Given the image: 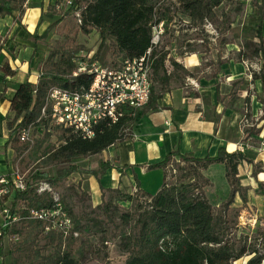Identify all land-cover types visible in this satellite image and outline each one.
Here are the masks:
<instances>
[{
	"label": "trees",
	"instance_id": "trees-1",
	"mask_svg": "<svg viewBox=\"0 0 264 264\" xmlns=\"http://www.w3.org/2000/svg\"><path fill=\"white\" fill-rule=\"evenodd\" d=\"M21 1L0 0V16L8 15L19 21L14 14V5ZM70 1V5L65 4V0L49 3L42 15V19L46 17L50 21L49 25L40 34H28L34 43L33 56L39 76L34 83L28 80L19 83L10 100L12 115L7 121L9 133L4 148H10L14 153L12 164L22 175L24 189H16L9 183L7 193L0 197V210L7 206L18 216L17 221L2 230L0 255H9V264H81L87 255L95 257L98 254V245L112 240L125 254L124 264H234L246 256L249 258L245 264H261L264 260V226L254 228L252 236L243 232L245 227L238 223V210L231 205L236 194L240 196L242 206L247 202V187L241 185L238 176L239 163L246 160L250 175L255 179L262 165L239 150L227 152L221 147L214 156L197 158L191 153L180 152L176 142L160 161L148 166L162 170V184L156 193L140 189L135 176L134 191H127L119 184L115 188L100 185L101 201L94 207L88 204L90 192L83 188V179L79 178L75 183L70 181L76 174H86L99 182L100 176L110 167H114L121 178L125 166L111 160L101 161L97 168L83 167L78 161L130 138V126L137 111L125 107L116 123H101L89 139L70 128L50 123L47 96L51 88L82 89L91 83L87 73L73 76L75 58L87 50L79 41V34L96 31L98 44L93 58L109 68H116L122 59L145 53L151 46L152 26L170 19L167 0ZM225 1L229 0H176L177 12L195 31L188 39L193 41L187 42L178 55L201 54L194 43L200 40L204 49L208 46L214 52L211 59H207V55L201 57L205 63L201 64L200 71L208 68L207 77H216L220 65L226 61L258 60L259 71L249 70L252 78L264 81V35L261 32L264 0L252 1L258 15L253 38H244L238 51L229 52H226V44L231 41L228 33L233 14L216 11ZM58 3L64 4L62 8H56ZM237 4L235 12L242 6ZM205 21L214 25L216 35L211 39L214 42L211 37L201 34ZM54 29L58 39L43 56L39 54L40 43L45 42ZM169 54L170 51L162 47L154 49L151 99L159 98L186 75H195ZM167 63L172 67L171 71H168ZM2 71L4 75L13 74L7 65ZM44 107L46 111L42 113ZM261 119L260 125L246 128L244 133L260 134L264 113ZM25 127L31 128L32 141L20 140L19 132ZM118 159L117 156L113 158ZM215 163L224 165L229 185L228 195L218 209L205 195L210 180L203 172ZM5 176L11 181V173ZM39 182L48 183L58 191L72 223L69 230L50 228L46 231V221L30 216L31 209L48 208L53 204L50 192H37ZM72 192L76 195V209L71 202ZM120 202L129 205L123 207ZM6 241L9 244L5 250ZM101 264L107 262L104 260Z\"/></svg>",
	"mask_w": 264,
	"mask_h": 264
},
{
	"label": "crops",
	"instance_id": "crops-1",
	"mask_svg": "<svg viewBox=\"0 0 264 264\" xmlns=\"http://www.w3.org/2000/svg\"><path fill=\"white\" fill-rule=\"evenodd\" d=\"M54 0H22L14 5V14L0 16V176L13 170L14 153L4 148L9 130L7 121L12 115L10 100L15 88L23 81L36 82L39 70L33 56L34 43L28 34L42 33L50 21L42 19L45 8ZM242 10L235 12L226 44V52L238 51L244 38H253L258 15L256 9L240 0ZM264 35V21L261 25ZM175 60L195 75L175 83L157 99H151L148 105L137 110L130 126V138L122 140L104 150L103 160H111L117 165L125 166L120 178L119 172L110 167L100 176L99 182L89 175L86 181L90 190L91 201L97 205L101 201L99 186L115 188L118 184L127 191L136 189L135 176L139 188L144 190L140 176L145 175L147 166L160 161L178 142L182 153H191L194 157L214 156L219 148L234 152L243 148V154L254 162H260L262 170L256 179L250 175V166L246 160L238 165L241 185L247 187V202L235 195L231 207L238 210V223L254 229L264 226V127L260 134H246L244 130L258 126L264 113V81L252 78L249 69L259 71L260 62L229 60L220 65L217 76L207 77L208 68L201 70L202 58L198 52L185 53L183 60ZM180 56V55H179ZM7 65L13 74L4 75L2 67ZM168 71L172 67L168 65ZM205 72V76H204ZM184 81V82H183ZM218 96L221 99H218ZM118 157V161L113 158ZM216 168L222 175L221 184L224 196L216 203L219 208L227 197L229 185L225 178L224 165L215 163L203 172L214 186L210 170ZM6 177V176H5ZM121 180V182H120ZM146 191V190H144ZM247 258L241 264H245ZM236 264V263H235Z\"/></svg>",
	"mask_w": 264,
	"mask_h": 264
},
{
	"label": "built area",
	"instance_id": "built-area-1",
	"mask_svg": "<svg viewBox=\"0 0 264 264\" xmlns=\"http://www.w3.org/2000/svg\"><path fill=\"white\" fill-rule=\"evenodd\" d=\"M65 4L70 5L71 1L65 0ZM63 5L58 3L56 8L60 9ZM76 16L78 19V11ZM164 24V21H160L152 26L151 46L145 53L122 59L116 68L102 65L98 60L92 59L91 55H88L87 61L76 57L73 76L87 73L91 76V83L82 89L51 88L47 96L50 123L70 128L82 138L89 139L95 135L101 123H116L123 115L125 107L136 110L145 108L151 96V71L155 59L153 53L154 49L160 48L159 41ZM203 27L210 34H216L209 21H205ZM45 111L44 107L42 113ZM19 138L24 142L32 141L31 128H22ZM238 150L243 152L242 146ZM9 183L16 189H24L23 178L17 166L11 172V181L0 176V197L7 193ZM37 187L38 193H51L53 204L48 208L31 209L30 216L46 221V231L50 228L69 230L72 223L63 208L58 191L45 182H39ZM0 218V236L5 227L18 220V216L12 214L7 206L0 210ZM0 264H3L1 255ZM261 264H264V260Z\"/></svg>",
	"mask_w": 264,
	"mask_h": 264
},
{
	"label": "rangeland",
	"instance_id": "rangeland-1",
	"mask_svg": "<svg viewBox=\"0 0 264 264\" xmlns=\"http://www.w3.org/2000/svg\"><path fill=\"white\" fill-rule=\"evenodd\" d=\"M240 0H229L225 1L222 6L217 8V13L220 14L221 11L227 12H232L234 15L235 10L234 6L238 5ZM245 1V4L251 5L253 0H243ZM242 5V4H241ZM167 6H168V13L167 16L170 19L164 24L163 26V34L160 38L159 45L160 48H164L170 51V57H174L176 54H178L181 50H184L185 47L187 46V42H192L193 40H189V37L195 34L194 29L188 27V21L183 18L178 12H177V3L176 0H167ZM242 8V6H241ZM242 10V9H240ZM239 10V11H240ZM238 11V12H239ZM237 12V11H236ZM213 28L214 25L212 24ZM202 31V35L206 37H211V39H215L214 35L216 34H210L205 30L204 27ZM216 33V32H215ZM200 34V35H201ZM56 39H58V36L55 34V29L51 31L48 39L45 42H41L39 46V54L45 56L47 51L49 50V47L53 46L56 42ZM79 41L85 46L87 49L86 51H81L78 53L77 57H80L81 61H87L88 55H91L92 59L93 55L97 49V41H98V34L96 31H92L90 34H79ZM213 41V40H211ZM214 42V41H213ZM195 48L199 49L202 53L205 52V54H200L201 57H206L207 59H211L212 54L214 53L210 47L206 46L207 48L204 49L200 44V40H196L195 42ZM158 46V45H157ZM158 49V48H157ZM184 56V55H182ZM182 56H176L177 59L180 61L183 60ZM207 61V60H206ZM101 63V62H100ZM205 63V60H202V64ZM103 65V64H102ZM105 66V65H104ZM187 76H190L189 74L185 76L184 79H186ZM183 79V80H184ZM184 82V81H183ZM104 157V153H100L97 155H91L86 158H82L78 161L79 164H81L83 167H91V168H97L101 162V160ZM147 172L145 175L140 176V181L142 182V188L146 190V192L154 194L156 193L159 188L161 187L162 184V170L160 168H148L147 166ZM53 171V170H52ZM54 172V171H53ZM210 174L214 178V186L208 187L205 191V195L210 203H216L217 200L221 196H224L223 192V186L221 184L222 181V175L220 170L218 171L216 168H212L210 170ZM89 175L83 174V175H74L71 177L70 181L73 183L77 182L79 178L83 179V188L86 189L88 192H90L89 187H88V182L86 179H88ZM137 178V177H136ZM138 180V179H137ZM126 189V187H123ZM60 191H63L62 189H59ZM73 193V192H72ZM71 202L75 205V209L77 208V200H76V195L73 193L71 194ZM88 204H91V206H96L93 205L91 201V196L90 200L88 201ZM123 207H127L129 203L126 202H120L119 203ZM1 219V218H0ZM245 227L244 230H242L245 233H248L250 236H252V233L254 229L246 228V226H241ZM8 244L9 241L5 242V250L6 248L8 249ZM98 254L93 257L90 255H87L81 264H101L104 260L107 262V264H124L125 262V254L118 250V248L115 246L114 241L110 240L104 245H98ZM246 257H243L237 261H235L236 264H241L242 261H244ZM3 261L5 264H9L10 262V256L5 255L3 257ZM234 263V264H235Z\"/></svg>",
	"mask_w": 264,
	"mask_h": 264
}]
</instances>
